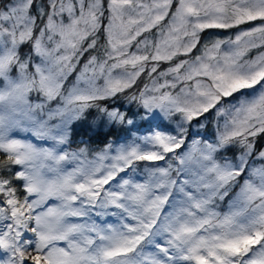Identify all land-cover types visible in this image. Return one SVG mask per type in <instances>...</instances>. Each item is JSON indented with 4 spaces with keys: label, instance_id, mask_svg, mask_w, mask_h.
<instances>
[{
    "label": "snow or ice",
    "instance_id": "obj_1",
    "mask_svg": "<svg viewBox=\"0 0 264 264\" xmlns=\"http://www.w3.org/2000/svg\"><path fill=\"white\" fill-rule=\"evenodd\" d=\"M0 264H264V0H0Z\"/></svg>",
    "mask_w": 264,
    "mask_h": 264
},
{
    "label": "trees",
    "instance_id": "obj_2",
    "mask_svg": "<svg viewBox=\"0 0 264 264\" xmlns=\"http://www.w3.org/2000/svg\"><path fill=\"white\" fill-rule=\"evenodd\" d=\"M86 115H87V119H88L89 121H91V120H93V119L96 117L97 113H96L95 110H90V112H89L88 114H86ZM85 126H86V125H85ZM102 139H103V137L95 138V139H94V143H99L100 140H102ZM73 147H75V145H73Z\"/></svg>",
    "mask_w": 264,
    "mask_h": 264
}]
</instances>
